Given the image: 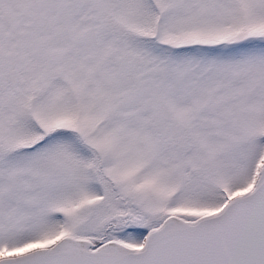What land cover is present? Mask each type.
<instances>
[{"label": "snow or ice", "instance_id": "snow-or-ice-1", "mask_svg": "<svg viewBox=\"0 0 264 264\" xmlns=\"http://www.w3.org/2000/svg\"><path fill=\"white\" fill-rule=\"evenodd\" d=\"M0 264H264V0H0Z\"/></svg>", "mask_w": 264, "mask_h": 264}]
</instances>
